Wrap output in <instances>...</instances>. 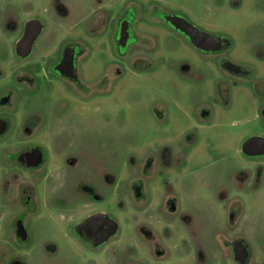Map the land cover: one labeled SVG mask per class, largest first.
Instances as JSON below:
<instances>
[{"label": "rangeland", "instance_id": "rangeland-1", "mask_svg": "<svg viewBox=\"0 0 264 264\" xmlns=\"http://www.w3.org/2000/svg\"><path fill=\"white\" fill-rule=\"evenodd\" d=\"M170 10L197 23L219 22L230 28L247 27L252 17L248 3L233 10L218 6L217 0H0L4 74L17 75L26 66L27 61L15 56L13 44L24 23L35 18L43 23V32L33 45L32 62L76 41L83 50L78 62L84 79H98L110 69L103 96L82 97L65 83L47 82L48 87L32 96L11 94L9 104L0 107V114L12 116L15 125L30 109L48 111L54 119L52 127L43 126L27 137L14 129L0 138V179L20 172L17 164H7L3 151L22 139L46 149V169L52 167L49 174L58 175V193L70 192V180L81 182L76 189L90 192L89 200L66 207L45 188L39 208L26 217L31 239L23 244L12 239L15 204L6 195L0 198V264H7L10 255L28 264L83 260L66 246L64 235L85 215L87 202L104 209L119 227L97 264H119L115 259L120 253L126 264H237L229 244L240 238L250 245L249 264H264V187L239 190L233 171L254 169L240 148L245 139L261 133V118L241 119L244 109H257V103L249 97L228 103L216 96L213 58L160 22H137L146 33L138 34L140 43L118 62L113 31L120 13L128 17L133 11ZM234 38L237 46L251 45L241 33ZM189 68L202 75L185 70ZM9 79L0 72V87ZM203 105L211 108L209 117L202 118ZM233 121L234 128L225 125ZM258 173L264 179V169ZM135 187L141 189L139 199ZM53 202L58 209L72 210L46 215L42 207Z\"/></svg>", "mask_w": 264, "mask_h": 264}, {"label": "flooded vegetation", "instance_id": "flooded-vegetation-1", "mask_svg": "<svg viewBox=\"0 0 264 264\" xmlns=\"http://www.w3.org/2000/svg\"><path fill=\"white\" fill-rule=\"evenodd\" d=\"M246 3L251 6L252 17L250 23L248 22L247 27L241 28H230L225 24H218L219 22L217 23L218 25L216 24L217 26H212L208 22L197 23L178 10L150 12L146 14H137L133 11L129 13L128 17L124 12H121L116 19V27L113 31V43L116 55H118V62H122L121 59L127 57L129 50L134 45L140 43L138 41V34L146 33V31L138 27L137 22L145 24L160 22L174 32L188 38L185 31L172 22V17L174 16H180L186 19L200 31L210 35V37L207 38L203 49L194 47L201 51L202 54L211 56L215 61L216 96L222 97L225 101H228V103L236 102L244 97H249V99L255 101L258 106L257 109L249 107L245 108L244 117H242L241 122H249L256 118H261L262 123L258 127V130L261 133L252 136L264 137V0H217L218 6H231L233 10L235 7H237L238 10L242 9ZM42 32L43 28L33 40L31 51L25 57H22L16 48L17 40L24 33L23 29L20 37L14 42L13 50L15 56L20 60L27 61V64L21 68V72L17 75H10L9 73L4 74L3 67H0L2 78L6 76L10 77V79L0 87V93L2 95L0 97V107L9 104V97L11 94L18 95V98L23 93L32 96L38 91L48 87L49 84L46 86L47 82L55 85L58 83H65L70 90L82 97L95 95L103 96L101 92L105 89L107 82L109 81L110 69H104L98 79H84L81 64L78 62V59L83 55V50L79 48L76 41L65 42L59 49H56L52 55H42L38 57L39 61L37 62H32L30 60L33 45ZM236 33H241L242 35L247 36L251 45L246 47L237 46V41L234 38V34ZM212 37H215V40H213ZM4 60L5 59L3 58V61ZM185 70H189L191 74L199 73L200 76L202 75L196 68ZM114 73L119 75L120 69L116 68ZM204 106L205 105L200 106L202 118L209 117L212 111L210 107ZM52 116L53 115L48 111L30 109L25 111L20 118L21 120L19 124L15 125L12 116L1 113L0 138H3L10 130L14 129L20 132L23 137H27V135L29 136L37 132V130L43 126L52 127L54 121ZM234 124L237 123H235V121L230 124L228 122L225 123L228 128H234ZM247 139H245L243 143ZM243 143L240 148V153L255 166L253 170L249 168L233 170L236 175V186L239 190H250L251 188L255 189L257 187H264V179L259 178V173L257 177V172L261 171V168L264 169V154L248 155L247 152L243 150ZM15 144L16 147L14 149L7 150L6 148L3 152L5 153L7 164H17L20 168V172H12L9 176L0 179V198L2 199L6 195V197L11 199L15 204L14 214L10 225L12 239L14 238L13 240L15 242L23 244L31 239L26 217L28 214L33 213L35 209L39 208L37 202L42 198L44 192L49 190V197L65 201L66 207H71L73 201L78 202L79 200H89L90 192L84 193L80 189H76V184L80 185L81 182L70 180V192L66 194L58 193V175L49 174L52 167L46 169L47 163L50 160L46 149L37 143H25L22 139H18ZM37 148L40 149L39 151L42 154L41 162L38 164H36L34 158L29 156V154L36 152ZM261 149L264 151V148ZM258 151L260 150L254 149L249 150L248 153H258ZM181 152H183V150H180V152H177L176 154L180 155ZM40 170L44 171L43 174L39 173V176L35 177V171ZM243 172L246 173L245 179L238 178L237 174ZM253 172H256V174H253ZM24 173L27 174V176L24 175ZM78 190L81 194L75 192ZM134 194L136 199H139L142 196L140 187H135ZM15 199H17V202ZM238 200L240 199H237V201ZM87 203L89 205H87L88 209H86L85 215H82L79 219L70 224L68 226V231L64 235L66 246L77 252V254L83 259L77 261L75 264H97L96 259L100 257L99 254L103 251L106 242L116 235L119 230L118 227L117 232L114 235L101 242L98 236L107 229L108 223L101 222L96 228H94L87 223L88 217L94 213H105L108 215L109 219L116 220L104 209H99L98 206L95 207L93 204H90V202ZM237 203L240 206L242 205L241 202ZM42 208H46L44 210L46 215L54 214L56 217L59 215H65V213L72 210L58 209L59 206L55 205L54 202L52 205H47ZM168 208L173 209V205ZM58 211L60 212L59 214H57ZM239 242H242L246 246L248 251L246 264H249L251 262L252 252L249 243L243 238L236 239L229 244L232 246L233 258L237 264H240L239 260L236 259L235 252V245ZM53 245L57 247L55 243ZM117 259L119 264H126V261L123 258V253H120L115 260ZM14 261H19L21 264H28L25 258L17 255H10L7 264H12Z\"/></svg>", "mask_w": 264, "mask_h": 264}, {"label": "water", "instance_id": "water-1", "mask_svg": "<svg viewBox=\"0 0 264 264\" xmlns=\"http://www.w3.org/2000/svg\"><path fill=\"white\" fill-rule=\"evenodd\" d=\"M172 22L180 26L183 31L188 36L189 41L197 48L203 49L205 47V42L207 38L210 37L209 34L200 31L197 27L190 24L186 19L180 16L172 17ZM43 23L38 19H30L24 23L23 27V35L17 40L16 48L20 52L19 54L22 57L27 56L32 48V42L36 38V36L42 31ZM215 40V37H212ZM264 148V137L262 136H252L249 137L243 143V150L247 152L248 155H255V154H264V151L261 149ZM256 150L259 149L258 153L256 152H249V150ZM40 149L37 148L36 152L29 154L30 157L34 158L36 164L41 162L42 154L39 151ZM101 222H107L108 227L107 229L101 233L98 237L100 238L101 242L109 238L110 236L114 235L117 232L118 224L116 221L109 219L108 215L105 213H94L88 217L87 223L96 228L98 224ZM235 252H236V259L239 260L240 264H246L248 251L246 246L239 242L235 245ZM12 264H21L19 261H14Z\"/></svg>", "mask_w": 264, "mask_h": 264}]
</instances>
